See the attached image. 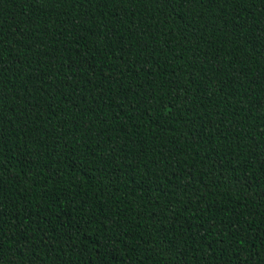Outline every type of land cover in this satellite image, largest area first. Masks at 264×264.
Segmentation results:
<instances>
[{
  "label": "trees",
  "instance_id": "trees-1",
  "mask_svg": "<svg viewBox=\"0 0 264 264\" xmlns=\"http://www.w3.org/2000/svg\"><path fill=\"white\" fill-rule=\"evenodd\" d=\"M0 264H264V0H0Z\"/></svg>",
  "mask_w": 264,
  "mask_h": 264
}]
</instances>
